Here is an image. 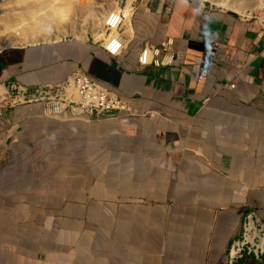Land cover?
I'll return each mask as SVG.
<instances>
[{
	"label": "crops",
	"instance_id": "crops-1",
	"mask_svg": "<svg viewBox=\"0 0 264 264\" xmlns=\"http://www.w3.org/2000/svg\"><path fill=\"white\" fill-rule=\"evenodd\" d=\"M148 1L130 6L121 57L80 40L0 52V264H225L246 213L264 223L259 25ZM168 40L173 65L137 67ZM76 71L129 111L47 116L13 100L15 86L60 87Z\"/></svg>",
	"mask_w": 264,
	"mask_h": 264
},
{
	"label": "built area",
	"instance_id": "built-area-1",
	"mask_svg": "<svg viewBox=\"0 0 264 264\" xmlns=\"http://www.w3.org/2000/svg\"><path fill=\"white\" fill-rule=\"evenodd\" d=\"M174 1L162 0L161 9H164L166 5V11L171 12L170 7ZM188 1L192 5L199 3L201 7L206 3L201 0ZM246 18L259 25L260 34L264 39V8L257 15L247 14ZM125 20L124 8L116 7L104 20L101 29L103 37L94 39L96 44L112 57H121L128 50L129 40L124 33ZM174 62V42L168 40L159 47L145 46L138 56L137 67L159 68L173 65ZM13 92L18 104L41 103L44 107V114L47 116L70 114L75 118L101 120L115 118L129 111L127 101L84 71L74 72L60 87L49 85L30 89L15 86ZM248 259L252 261L251 264H264V223L252 211L244 216L241 234L231 244L225 264H249Z\"/></svg>",
	"mask_w": 264,
	"mask_h": 264
},
{
	"label": "bare ground",
	"instance_id": "bare-ground-1",
	"mask_svg": "<svg viewBox=\"0 0 264 264\" xmlns=\"http://www.w3.org/2000/svg\"><path fill=\"white\" fill-rule=\"evenodd\" d=\"M75 1L76 0H74V2L73 0H31L29 8L26 11L21 12L22 14L20 17H18L19 13H17L16 17L14 18L7 17L6 19L4 18V20H0V52L9 49V47H27L40 43H54L63 41L68 35L71 34L75 35L77 40L81 41L87 39V34H92L95 37L102 38L103 35L95 32L93 27L102 29L101 27H103L106 16L116 7H118L119 3L115 0H109L106 1L105 5H100L98 3L93 4L92 0H88L87 7H91V10H89L88 12L90 13V17H88L92 21L90 25L91 29H86L76 26V16H70V14H73L71 13L73 12L72 5L75 6V4L77 3H75ZM201 1L209 2L215 7L232 11L240 16L247 15L250 9H253V5L256 4L254 0ZM14 2L16 4L21 3L20 0H12L10 4H13ZM261 2L262 0H259V4L257 6L261 5ZM124 10L126 17V27H128V24H130L131 26L130 18L132 16L129 7L125 8ZM14 12L15 10L11 9L8 13L13 14ZM80 16L81 15H79V17ZM84 19L85 18H83L82 20L84 21ZM82 20L81 22H83ZM128 21L129 23L127 24ZM8 29L13 30V32L5 35L8 32H6V30ZM16 37H20V39H14ZM127 38L129 39L128 35Z\"/></svg>",
	"mask_w": 264,
	"mask_h": 264
},
{
	"label": "rangeland",
	"instance_id": "rangeland-1",
	"mask_svg": "<svg viewBox=\"0 0 264 264\" xmlns=\"http://www.w3.org/2000/svg\"><path fill=\"white\" fill-rule=\"evenodd\" d=\"M12 0H0V20H4V18L6 19L7 17L8 18H14V17H16V15H17V13H19L18 14V17H20L21 16V12H24V11H26L28 8H29V5L31 4V0H20V2L21 3H19V4H16L15 2L13 3V4H10V2H11ZM78 1H79V3H78ZM76 0L75 1V6L74 5H72V11L73 12H71V13H73V14H75V15H73V14H70V16L71 17H73V16H76V19H75V23H76V26H78L79 28L80 27H83V28H86V29H91V19H89V17H90V13H88L89 12V10H91V7H87V1L88 0ZM106 1H109V0H92V3L94 4V3H98V4H106ZM115 1H117L118 3H119V6H121V7H123L124 9L125 8H127V7H129L130 8V6L131 5H133V7L134 8H136L137 9V7H140L141 5H143V4H145L146 3V0H115ZM30 2V3H29ZM73 2H74V0H73ZM254 2L256 3V4H254L253 5V9H250V11L248 12V14L249 13H254V14H259L260 13V10L262 9V8H264V0H262V4L261 5H259V6H257L258 4H259V0H254ZM149 3V4H148ZM157 3H161V0H149L148 2H147V4L150 6V4L153 6V8L156 6L155 4H157ZM72 4H74V3H72ZM175 4H176V0L174 1V2H172V4H171V7H170V9H174V7H175ZM210 4L211 3H209V2H206L205 4H204V6L205 7H207V6H210ZM195 5L196 6H200L201 7V4H199V3H195ZM212 5V4H211ZM204 6H202V7H204ZM212 6H214V5H212ZM257 6V7H256ZM83 7H85V8H83ZM204 7V8H205ZM21 8V9H20ZM166 8H167V6L165 5V7H164V9H163V12L164 13H166V14H170L171 12H167L166 11ZM217 8H219V7H217ZM7 9H9V10H7ZM15 10V12L13 13V14H9L8 12L10 11V10ZM220 9H222V8H220ZM84 10V11H83ZM17 11V12H16ZM77 11V12H76ZM98 11V10H97ZM7 13H8V15H7ZM79 15H81L80 17H79ZM10 16V17H9ZM89 16V17H88ZM246 16V15H245ZM245 16H242V17H245ZM78 17V18H77ZM241 17V16H240ZM83 18H85L84 19V21L82 20ZM81 20L83 21V22H81ZM7 21V20H6ZM74 21V20H73ZM131 21V20H130ZM129 23V21L127 22V24ZM9 24H10V22H9ZM102 28V27H101ZM93 29L95 30V32H98V33H100V34H102V32H101V29L100 28H94L93 27ZM100 29V30H99ZM125 29H126V27H125ZM8 31V32H7ZM6 34L5 35H7V34H9V33H12L13 32V30H6ZM127 32H125V35H128V33L126 34ZM129 37V36H128ZM18 38V39H17ZM98 37H95V36H93L92 34H87V39L86 40H82L83 42H86V43H88V44H90V45H96V46H98V44H96V42H95V40L97 39ZM130 38V37H129ZM14 39H16V40H19L20 39V37H16V38H14ZM95 39V40H94ZM69 40H77V38H76V36L75 35H73V34H71V35H68L63 41H69ZM81 41V40H80ZM41 42V41H40ZM40 44H42V43H40ZM9 48H13V47H9ZM1 89V88H0ZM0 93H1V90H0ZM15 98V95H13V100H16V99H14ZM41 104V103H40ZM247 262L249 263V264H251L252 263V261L250 260V259H248L247 260Z\"/></svg>",
	"mask_w": 264,
	"mask_h": 264
}]
</instances>
